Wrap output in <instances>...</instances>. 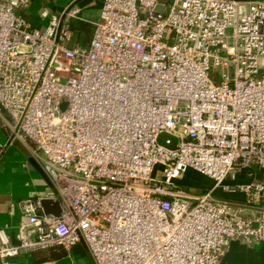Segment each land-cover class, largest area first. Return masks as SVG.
<instances>
[{
	"label": "built area",
	"instance_id": "2783aa9c",
	"mask_svg": "<svg viewBox=\"0 0 264 264\" xmlns=\"http://www.w3.org/2000/svg\"><path fill=\"white\" fill-rule=\"evenodd\" d=\"M28 6L0 0V119L41 153L66 210L20 201L35 237L21 227L12 246L0 229L1 264L79 242L93 264H220L229 242L262 241L264 2L102 0L85 46L71 44L78 7L61 23L66 8L44 9L40 31ZM189 170L257 213L188 194L176 181Z\"/></svg>",
	"mask_w": 264,
	"mask_h": 264
},
{
	"label": "crops",
	"instance_id": "0c3cea01",
	"mask_svg": "<svg viewBox=\"0 0 264 264\" xmlns=\"http://www.w3.org/2000/svg\"><path fill=\"white\" fill-rule=\"evenodd\" d=\"M242 2L264 0H239ZM76 2L74 6L79 8V19L71 21L72 46L88 44L93 23L97 21L102 0H29L28 8L21 11V14L28 20L30 25L42 31L47 21L41 18V12L47 9L51 14L60 15L66 7ZM83 27V31L79 28ZM78 28V30L76 29ZM13 124L6 116L0 119V229L12 246H18L17 235L21 227L31 239L35 237L34 228L28 224L19 208L20 201L24 199L50 200L52 203H59L62 211L66 210L65 204L58 199V193L51 179L44 171V162L40 152L30 141L19 138V135L12 130ZM187 175H192L198 180L196 186L187 182ZM260 173L254 169V175L238 173L234 180L226 179L229 185L246 184L259 178ZM176 183L190 195H204L210 193L214 198L224 199L234 204L238 213L242 216H253L257 208L246 205L244 195L241 193H224L220 188L215 187L211 179L202 176L194 171H187ZM185 181V182H184ZM184 182V183H183ZM189 183V185H188ZM185 189H184V188ZM260 207H264V201ZM56 206L51 204L50 209ZM60 213V214H61ZM40 215H46L42 205ZM49 214V215H53ZM19 264H93L87 247L83 242L74 245L70 250L60 247H52L47 250L25 251L21 250L16 257ZM220 264H264V238L260 242L243 244L240 242H229L227 251Z\"/></svg>",
	"mask_w": 264,
	"mask_h": 264
},
{
	"label": "water",
	"instance_id": "95a60500",
	"mask_svg": "<svg viewBox=\"0 0 264 264\" xmlns=\"http://www.w3.org/2000/svg\"><path fill=\"white\" fill-rule=\"evenodd\" d=\"M76 4V2L70 4L68 7H66L64 13L62 14L61 18H60V23L63 21L64 19V15L67 13V11L69 10V8H71L72 6H74ZM64 107V104L61 105V108ZM18 127L19 125L16 127V131L18 130ZM170 139L171 143L169 145H165V139ZM157 142L158 144L160 145H163V146H166L167 148L171 149V150H174L176 148V145L178 143V140L177 138H175L174 136H171L169 134H166V133H161L158 138H157ZM51 204L56 206V208L54 210L50 209L49 212H47L48 208L51 207ZM41 205H42V208L45 212L46 215H49V214H53V213H56L54 214L55 217H58L61 213V208H60V205L59 203H52L50 200H43L41 202Z\"/></svg>",
	"mask_w": 264,
	"mask_h": 264
},
{
	"label": "rangeland",
	"instance_id": "374dc122",
	"mask_svg": "<svg viewBox=\"0 0 264 264\" xmlns=\"http://www.w3.org/2000/svg\"><path fill=\"white\" fill-rule=\"evenodd\" d=\"M187 180H189V181H187V182H192V183H190L191 185H194V186H196L197 184H198V180L194 177V176H192V175H187ZM184 179H180L179 181H183ZM185 182V181H184ZM183 182V183H184ZM188 185H189V183H188ZM184 188V187H183ZM185 189V188H184Z\"/></svg>",
	"mask_w": 264,
	"mask_h": 264
},
{
	"label": "trees",
	"instance_id": "16d2710c",
	"mask_svg": "<svg viewBox=\"0 0 264 264\" xmlns=\"http://www.w3.org/2000/svg\"><path fill=\"white\" fill-rule=\"evenodd\" d=\"M78 30V28H76ZM79 30H81V32L84 30L83 27L79 28ZM1 264V261H0Z\"/></svg>",
	"mask_w": 264,
	"mask_h": 264
}]
</instances>
